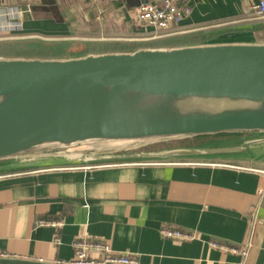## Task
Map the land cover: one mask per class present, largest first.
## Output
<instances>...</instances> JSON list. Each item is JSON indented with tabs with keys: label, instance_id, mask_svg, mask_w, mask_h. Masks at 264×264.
Masks as SVG:
<instances>
[{
	"label": "crops",
	"instance_id": "obj_1",
	"mask_svg": "<svg viewBox=\"0 0 264 264\" xmlns=\"http://www.w3.org/2000/svg\"><path fill=\"white\" fill-rule=\"evenodd\" d=\"M139 1L105 2L100 18L96 8L77 0L3 4L29 6L21 16L23 29L15 33L19 38L41 34L71 39L77 32L93 30L101 36L116 24L138 32L136 24L144 28L135 18ZM246 4L247 0H197L190 16L174 29L234 22L246 14ZM250 41L264 39L248 31L217 42ZM249 139L263 141L233 154L163 160H114L109 154L3 160L0 256L66 264L74 258V240L85 238L103 240L114 252L136 256L141 264H264V134L251 133L243 140ZM192 147L210 146L160 150ZM164 226L192 237L179 242L164 238ZM246 242L251 243L246 258L229 249Z\"/></svg>",
	"mask_w": 264,
	"mask_h": 264
},
{
	"label": "water",
	"instance_id": "obj_2",
	"mask_svg": "<svg viewBox=\"0 0 264 264\" xmlns=\"http://www.w3.org/2000/svg\"><path fill=\"white\" fill-rule=\"evenodd\" d=\"M231 133L264 134V42L69 58L0 57V162L110 154L158 141ZM261 141L111 158L233 154ZM0 264L60 263L0 256Z\"/></svg>",
	"mask_w": 264,
	"mask_h": 264
},
{
	"label": "built area",
	"instance_id": "obj_3",
	"mask_svg": "<svg viewBox=\"0 0 264 264\" xmlns=\"http://www.w3.org/2000/svg\"><path fill=\"white\" fill-rule=\"evenodd\" d=\"M84 5L96 8L97 18L102 16V5L106 3L121 2L122 0H77ZM196 0H147L139 2L135 7V18L142 23L145 30L152 35L148 39L159 38L167 35L178 34L185 31H178L174 26L181 23L192 12V3ZM23 8L19 4H3L0 0V39L19 38L15 33L23 29L21 16L30 11L29 6ZM245 13L249 19H264V0H247ZM191 30V29H190ZM192 30H197L192 29ZM191 30V31H192ZM189 31V30H186ZM88 168V167H87ZM89 169V168H88ZM55 223V222H54ZM53 223V224H54ZM164 238L174 241H184L192 236L180 229L164 226L160 229ZM58 242L59 238L55 237ZM211 245L228 249L227 246L211 241ZM74 258L66 264H141L136 256L114 252L109 243L103 240L78 238L73 242ZM251 243L241 244L238 249L229 248L230 251L238 252L242 258H246Z\"/></svg>",
	"mask_w": 264,
	"mask_h": 264
},
{
	"label": "trees",
	"instance_id": "obj_4",
	"mask_svg": "<svg viewBox=\"0 0 264 264\" xmlns=\"http://www.w3.org/2000/svg\"><path fill=\"white\" fill-rule=\"evenodd\" d=\"M217 22L212 24L213 26H208L205 28L197 29L191 31L189 33H178L172 34L168 36H163L157 38V40L150 41L153 43H162L163 46H184V45H192V44H200L206 42H217L220 39H227L234 35H239L248 31L255 32L263 29L264 27V19H256V20H240L239 22H230L221 24L220 26H215ZM150 44V45H151ZM155 44L152 46L154 47ZM55 43H46L38 40H30V41H18V40H3L0 42V56H24V57H45V58H58L65 56L66 53L62 52H78L77 54H73L70 56L84 55L88 53H99V52H116V51H134L138 49L140 46H136L135 44H121L119 42L114 43H103L100 49H81V50H70L66 51L63 49V46L56 45ZM156 46V45H155ZM151 47V46H148ZM15 54V55H14ZM29 54V55H25ZM230 134H220V135H211V136H197V137H189L183 138L181 141L184 146H198L197 144L201 141H205L208 138H215L218 136H225ZM149 150H157V149H149ZM135 152V151H133Z\"/></svg>",
	"mask_w": 264,
	"mask_h": 264
},
{
	"label": "rangeland",
	"instance_id": "obj_5",
	"mask_svg": "<svg viewBox=\"0 0 264 264\" xmlns=\"http://www.w3.org/2000/svg\"><path fill=\"white\" fill-rule=\"evenodd\" d=\"M197 1V0H196ZM199 5V4H198ZM203 6V5H202ZM201 10H203L202 7H200ZM249 16L248 14H245L242 16V18L236 19L234 22H239L240 20H248ZM251 20V19H249ZM226 23H230V22H226ZM136 28L138 30V32L132 30L130 28V26H124V25H120V24H116L115 26H112L110 28H106L104 29V31H102L103 35L100 36L98 31H94L93 32H88V34H84V33H75V37H71V39L69 38H57V39H51V37L49 36H43L41 34H39L38 36H27V37H21V38H1L0 42H2L3 40H18V41H30V40H38V41H42V42H46V43H55L54 47H57L56 45H60L63 46V49H66V51H70V50H81V49H100L103 43H114V42H119L121 44H135L136 46H140L139 48H158V47H169V46H163L161 45L162 43H153L155 44L154 47L152 46L153 44H151L150 41L152 40H157V38L154 39H148L151 34V32L145 30L144 28H141L140 25L136 24ZM221 24H215V26H220ZM213 26V25H212ZM186 29L183 30H178V31H185ZM189 31H185V32H181L182 34L184 33H189L191 32L190 29H187ZM194 31V30H192ZM97 32V33H96ZM257 36L260 37V39H264V27L261 30L255 31L254 32ZM180 34V33H179ZM151 44V45H150ZM151 46V47H148ZM138 48V49H139ZM137 50V49H136ZM116 52H121V51H116ZM127 52V51H124ZM128 52H132V51H128ZM63 54H65V56L63 55L62 57H58V58H69V57H77V56H81V55H77V56H70L73 54H77L78 52H62ZM99 53H105V52H99ZM89 54V53H88ZM96 54V53H93ZM15 55V54H14ZM25 55H29V54H25ZM86 55V54H84ZM0 57H24V56H0ZM26 58H30V57H26ZM41 58H45V57H41ZM251 136V133H231L230 135H225V136H218L215 138H208L205 139V141H201L199 142L197 145L199 146H213V145H217V146H213V147H218V146H222V145H230V144H236L238 145V143H240L243 139H245L246 137ZM183 143L181 141L178 140H172V141H158L155 143H151V144H146L144 146H141L139 148L136 149H131V150H119L118 152H114V153H110L109 155H118V154H126V153H131L133 151H141V150H149L151 148L153 149H164L167 147H173V146H177V145H182ZM108 155V154H107ZM163 160V159H162Z\"/></svg>",
	"mask_w": 264,
	"mask_h": 264
},
{
	"label": "bare ground",
	"instance_id": "obj_6",
	"mask_svg": "<svg viewBox=\"0 0 264 264\" xmlns=\"http://www.w3.org/2000/svg\"><path fill=\"white\" fill-rule=\"evenodd\" d=\"M116 143H117V142H116ZM116 143H114V144H113V143H111V144H113V145H117Z\"/></svg>",
	"mask_w": 264,
	"mask_h": 264
}]
</instances>
